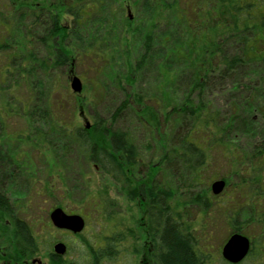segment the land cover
I'll return each mask as SVG.
<instances>
[{
    "label": "trees",
    "instance_id": "trees-1",
    "mask_svg": "<svg viewBox=\"0 0 264 264\" xmlns=\"http://www.w3.org/2000/svg\"><path fill=\"white\" fill-rule=\"evenodd\" d=\"M78 69L91 100L110 90L124 98L111 117L95 114L90 128L76 120L87 102L70 87ZM215 91L232 96L228 106L212 101ZM263 98L264 0H0V159L26 181L39 171L63 178L84 163L126 185L142 163L133 134L118 126L132 113L159 145L138 192L150 205L155 264L213 263L210 227L221 223L226 241L235 233L251 240L240 264H264ZM161 167L188 191L183 207L171 186L154 182ZM203 180L226 188L192 195ZM94 197L101 214L106 203L101 192ZM7 200L0 182V207L9 212ZM39 223L51 238L49 219ZM38 226L18 223L8 247L14 259L40 252ZM116 227L100 232L99 246L87 244L93 264L128 251Z\"/></svg>",
    "mask_w": 264,
    "mask_h": 264
},
{
    "label": "rangeland",
    "instance_id": "rangeland-1",
    "mask_svg": "<svg viewBox=\"0 0 264 264\" xmlns=\"http://www.w3.org/2000/svg\"><path fill=\"white\" fill-rule=\"evenodd\" d=\"M63 21L69 22L70 18L64 15ZM79 74L80 71L78 69L76 75L80 77ZM86 86L89 89L87 92L84 89ZM90 86L92 85L84 80L82 95L78 94L80 98L83 97L87 101L86 106H79L76 115L77 123L82 126L92 124L95 114H99L105 118L111 117V114L118 109L124 99L120 93L115 92V90H110L104 95L103 99L93 101L91 100V97L93 98V91ZM143 87L146 86L143 85ZM222 95L228 97V99ZM231 97V95H225L215 91L211 98L215 104L228 106ZM123 115L124 117L120 120L118 126L133 134L135 143L140 149V158L142 159L141 166L136 168L134 171L135 173L131 171L134 178L126 185L113 181L109 175L97 170L93 165L87 166L84 165V163L80 166L76 165L74 170H68V173L64 174L63 178H59L55 174L48 175L45 171V174L49 176L47 177L44 175V171H39L38 175L41 177L37 180L26 181L19 174H10V163L0 159V182L2 192L8 195L10 202L14 204L17 202L19 204L20 202L22 206L27 208L23 217L28 222L39 225L38 228H36V233L40 236V252L34 256L38 264H51L49 255L53 252L54 243L57 241H63L69 246V254L65 256V260L68 264H93V261L89 259L90 256L87 252V244L94 240L95 244L97 243L96 245L99 246L101 242L100 232H106V227H108L107 231L109 234V227L114 226L116 223L117 227L113 231V234L119 231L121 236H125L126 240L124 241L123 248L128 250L126 253L130 255L126 256L125 253L124 255H120L116 261L104 262L103 264H130V262L133 264H145V262L146 264H153L150 253L148 252V244L145 243L148 233V229L145 225L147 223V218L146 206L144 204L146 203L143 201L142 197L138 195V192L141 191V187L145 182H149V178L145 177V173L147 172V168L151 166L149 165L151 161H158L160 155L158 149L159 145L152 140L149 131L137 122L132 113L127 111L126 113L124 112ZM253 116L255 119H258L259 111H256ZM160 124L162 128L164 125L162 120H160ZM2 144L4 145V150L7 152L13 149L6 141H3ZM39 162L40 168L43 169L44 162L41 160H39ZM156 172L157 174L154 182H157L160 187L166 190L168 186H171L180 197L178 201L180 202V207H183L185 198L188 197V191L182 187V185L180 186V183L174 180L166 169L162 170L161 167L158 168ZM213 183L214 182L209 183L208 180H203L201 185L192 191V195L199 192L203 194L207 191L209 195H214L212 192ZM26 192L31 193L27 194ZM88 192L92 193L90 194L92 197L87 195ZM98 192H101L106 203L105 208L103 204L101 205L103 208L101 214L92 210V199L97 198L94 196H96ZM56 206H61L69 211L85 215L88 221L86 229L80 234L55 233V240L53 237L49 238L46 234L47 229L44 230V227H42L39 221L43 222L45 226V220L49 218L50 208ZM186 210L187 213L189 212L191 220L196 218L199 219L197 207L190 206ZM108 216L112 217L110 222L107 221ZM210 229H212L213 232L212 240L210 241L212 247L210 252L215 259L212 260L213 263L210 262L208 264H230L223 260L221 254L224 246L222 243L226 241L228 236V228L221 223L216 227L211 226ZM3 233L4 232L0 231V247L12 246V229L7 231L6 237ZM133 234L135 236L134 238L132 237ZM5 241H8L7 245H4L3 242ZM253 262L254 261H250L245 264H253Z\"/></svg>",
    "mask_w": 264,
    "mask_h": 264
},
{
    "label": "water",
    "instance_id": "water-1",
    "mask_svg": "<svg viewBox=\"0 0 264 264\" xmlns=\"http://www.w3.org/2000/svg\"><path fill=\"white\" fill-rule=\"evenodd\" d=\"M71 89L76 94L83 92V81L77 75L71 78ZM90 124L87 128H90ZM226 188V182L223 180L215 181L212 185V192L214 195H221ZM51 220L53 224L59 228L71 231L73 234H80L86 227V221L81 215H69L61 208L55 209L51 213ZM252 249L251 240L239 233L233 234L224 244L222 248V257L230 264H240L243 262ZM54 253L58 256H64L67 253V246L63 243H58L54 248Z\"/></svg>",
    "mask_w": 264,
    "mask_h": 264
},
{
    "label": "flooded vegetation",
    "instance_id": "flooded-vegetation-1",
    "mask_svg": "<svg viewBox=\"0 0 264 264\" xmlns=\"http://www.w3.org/2000/svg\"><path fill=\"white\" fill-rule=\"evenodd\" d=\"M4 197L8 199L7 201L9 203L10 211L9 212L7 211V207H0V231L4 232L3 234H5V237H6L7 236V231L10 230V229H12V232H13V235H14V233L16 232L18 223L22 222V220H23L24 212L22 211L23 210V206H22V204L20 202H19V204H18V202L15 203V204L10 202V200L8 198V195L5 194V193H4ZM142 199L146 203V204H144L146 206V218H147V223L145 225H146V227L148 229V231L146 230L148 233H147V237L145 239V243L148 244V248H149L148 252L150 253V256H151V259L153 261V264H155V257H154L155 238L153 237V235L150 232V215H151V213H150V205H149V202L146 200L145 197H142ZM57 208L63 209L65 211V213H67L69 215H73V214L81 215L85 219L86 227H87L88 221H87V218L85 217V215L79 214V213H75L73 211H69L68 209H65V208H63L61 206L60 207L56 206L54 208L52 207V208H50L49 218L48 219H49V223L51 224L52 228L54 229L53 230L54 233H52V237H53L54 240H55V238H54L55 233H62V234H71L72 233L71 231H68V230L59 229L53 224V221L51 220L50 216H51V213ZM86 227H85V229H86ZM132 237L133 238L135 237L134 234H133ZM5 242H3L4 245H7L8 241L6 243ZM15 242L16 241H14L13 243L15 244ZM13 243H11V245ZM58 243H63V244H65L67 246V253L64 256H58V255H56L54 253V250H53V252H51L50 254H55L57 257H60L63 260H65V256L67 254H69V246L63 241H57V242L54 243V248H55V246ZM8 247L9 246H4V247L1 246L0 247V264H38V261L36 259H34V256L32 258H30V259L27 258L25 260L14 259L12 257V253H11L12 251H9V250H12L13 248L9 249ZM145 264H146V262H145Z\"/></svg>",
    "mask_w": 264,
    "mask_h": 264
}]
</instances>
